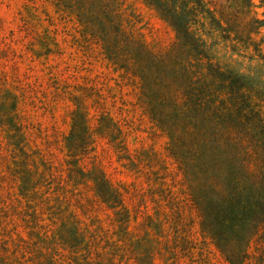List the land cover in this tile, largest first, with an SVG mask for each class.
Here are the masks:
<instances>
[{
    "label": "rangeland",
    "instance_id": "1",
    "mask_svg": "<svg viewBox=\"0 0 264 264\" xmlns=\"http://www.w3.org/2000/svg\"><path fill=\"white\" fill-rule=\"evenodd\" d=\"M204 2L186 42L146 0H0V264H231L201 206L264 173V0Z\"/></svg>",
    "mask_w": 264,
    "mask_h": 264
},
{
    "label": "trees",
    "instance_id": "2",
    "mask_svg": "<svg viewBox=\"0 0 264 264\" xmlns=\"http://www.w3.org/2000/svg\"><path fill=\"white\" fill-rule=\"evenodd\" d=\"M146 1L157 9L175 29L178 37L183 38L186 42L193 37L192 26L195 21L191 22L190 17L196 18L194 16L197 15V9L200 8L210 14V9L207 8L204 0ZM210 18L213 16L210 15ZM242 176L243 173L240 170L230 171L228 173L229 196H224L222 201L211 202L206 207L201 206L204 214L209 217L212 230L214 228L216 235H212V230L205 227L202 229L203 233L214 239L217 247L231 264H245L248 253L244 251L237 256H229L225 245H223L224 239L228 240L231 233L234 239L241 241L246 234H253L264 229V173L261 176L260 184L255 187L246 185ZM105 183L103 189H100V194L104 196L103 198H107V196L116 198L115 191L107 182Z\"/></svg>",
    "mask_w": 264,
    "mask_h": 264
}]
</instances>
